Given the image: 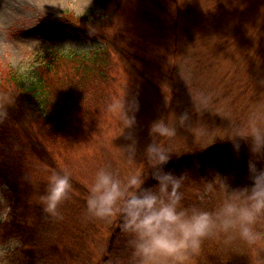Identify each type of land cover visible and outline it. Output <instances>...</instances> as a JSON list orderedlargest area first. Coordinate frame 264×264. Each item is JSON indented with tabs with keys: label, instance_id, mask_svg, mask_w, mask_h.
<instances>
[{
	"label": "rangeland",
	"instance_id": "rangeland-1",
	"mask_svg": "<svg viewBox=\"0 0 264 264\" xmlns=\"http://www.w3.org/2000/svg\"><path fill=\"white\" fill-rule=\"evenodd\" d=\"M105 2L112 10L108 17L103 4L98 0H0V75L1 72L16 71L21 74L14 66V58L19 54H31L28 44L35 40L40 41L37 51L42 50L44 58L40 69L35 70L38 76L40 70L45 69V62L50 57L88 55L102 48L101 42L104 37L113 41L114 47L109 46L112 52L108 60L111 79L101 86L107 97L109 90L108 100L106 102L102 98L98 101L93 100L100 103L99 114H96L98 118L88 124L79 125L80 130L77 131L76 136L72 137V135L70 140L66 134L56 132V140L64 139L67 143L65 147L61 146V142L59 144L47 142V148L54 151L53 155L56 157L59 169L69 168L75 179L74 186H77L79 182L87 188L93 173L100 166L110 164L119 169L123 175H131L142 169V164L139 162L143 159L145 147L152 141L150 135L152 122L162 116L173 115L167 113L172 101L173 86L177 87L175 91L177 105L170 113L175 112V116L181 109H187L188 101L186 100L191 95L201 91L194 86L196 80H191L195 78L193 72H191V78L187 80L185 73L187 67L201 62L208 68H214L206 72L202 78H209V86H214L216 93L222 91L224 86L220 82L224 81L225 77L233 79L242 77L246 63L243 64L239 57L248 50H254L252 48L254 36L261 34L262 37L264 34L262 27L264 0H105ZM64 14L69 15L70 18H68L72 20L57 22ZM78 18L82 21H78ZM83 18H85L84 21ZM80 22H83L82 26L87 29H97L95 32L100 36L96 39L84 36L77 28ZM113 25H116V31L114 32L113 29L107 31ZM226 36H229L228 39L232 38L236 46L233 45L232 51L228 50L226 55H222L224 59L214 57L217 52L213 48L217 49L223 39L227 41ZM240 42H243L242 45ZM67 44H72L76 49L64 50ZM116 48L123 51L125 57L118 54ZM209 63L212 65L209 66ZM231 65L232 67L228 68ZM135 67L156 83L163 92L160 94L149 86ZM227 68L230 69L228 77L224 75V70ZM176 73L179 77L186 78L185 84L179 86V82L172 79L175 78L172 75ZM220 78L224 79L220 80ZM24 81L26 84H32L37 80ZM106 87L109 89L107 90ZM127 87L129 98H137L140 106L136 112V124L121 134L119 117L108 109V103L113 98L122 97ZM210 89L206 88L205 91L209 92ZM237 91L235 90L232 95L239 94ZM185 92L188 93L189 96H186L188 98H181ZM249 94L250 91L244 95L247 100L241 103V106L246 102L247 105L251 103ZM228 116L235 118L238 114L232 110ZM245 119L247 117L243 114L241 120ZM129 135H133L138 141L137 162H129L122 152L121 147L130 143ZM189 137L187 133L186 142ZM183 138L181 135L175 138L176 150L180 151L182 144L179 142L184 140ZM181 154L173 153L169 162L182 160ZM49 160L50 158L47 159V163H44L27 154L26 159L18 160L13 165L15 167L13 170L20 172L24 177L20 190L25 192L28 184L33 185V190L28 191V195L25 194L21 198L29 199V208L16 210L19 216L21 212H25L28 216L26 219L31 225L35 221L37 223L38 214L44 212L39 196L46 189L47 175L56 170L48 165ZM257 163L259 167H264V161L258 160ZM239 165L237 164L233 169L230 165L217 163L214 171H211L208 174L209 177L205 179L214 178L219 174L232 187H239L236 181L238 175L243 179L242 181L246 176L248 178L251 176L249 173L246 175L243 161ZM191 176L199 179L194 175ZM151 178L155 177L150 176L149 179ZM40 188H43L42 192ZM0 189L4 191L5 186L1 185ZM76 192L79 195L82 193L79 188ZM85 195L86 193L82 197L86 198ZM40 209L42 212H39ZM62 211L68 215L67 210ZM72 218L78 219L79 216L74 215ZM67 220L70 223L73 219L68 215ZM99 223L107 222L99 220ZM67 226L63 223L58 230L60 240L74 239V233L72 234ZM116 227L115 222L109 223L106 230L95 232L92 237L88 236L87 240H119L120 237L112 236ZM29 232H24V235L29 237ZM24 235L21 236L22 239ZM54 236L56 237L57 234L54 233ZM215 239L230 240L224 235ZM123 240H126V237ZM93 246L96 254L94 257L101 260L100 255L104 256L106 247L104 249L100 241H95ZM15 253L16 251L11 255L12 264H20ZM130 256L131 250L126 243L119 252H113L107 262L99 264H129Z\"/></svg>",
	"mask_w": 264,
	"mask_h": 264
},
{
	"label": "trees",
	"instance_id": "trees-1",
	"mask_svg": "<svg viewBox=\"0 0 264 264\" xmlns=\"http://www.w3.org/2000/svg\"><path fill=\"white\" fill-rule=\"evenodd\" d=\"M98 1L103 4L108 17L112 11L108 3L105 0ZM68 17L69 15L64 14L57 22L72 20ZM79 20L82 21L78 18ZM82 25L83 22H80L77 28L87 38L96 39L100 36L92 29H87ZM262 27L264 28V25ZM226 37L227 41L223 39L218 44L217 49L213 48L217 52L214 57L224 59L222 55H226L228 50L232 51L233 45L236 46L232 38ZM252 39L254 40L252 45L254 50H248L239 57L243 64L246 63L241 74L242 77L246 76V78L225 77V80L220 82L224 86L222 91L216 93L214 86H209V78H202L206 72L212 71L214 68H208L203 63L196 62L195 66H189L185 70L187 80L191 78V72L195 74V78H191V80L197 81L194 83L195 88H200V90L211 88L210 93L213 88V93H211L213 99L209 108L200 110L196 106L193 95L188 98L186 97L189 96L188 93L182 94L181 98H188L186 100L188 101L187 109H181L176 117L179 118L185 113H188L189 117L184 124L179 122L177 124L178 135L184 137V140L179 142L182 144L180 147L182 160L168 162L164 165L166 170H172L178 174L187 171L190 175L200 179L208 178V174L214 171L217 163L222 162L234 169L237 164L240 166L239 164L243 161L246 167V175L250 174L249 162L253 159L250 139L237 137L236 141H233L231 138H222L217 135H227L226 128L231 126V120L228 116L230 111L235 110L238 116L233 119L239 121L243 114L248 117L258 102L264 100V34L262 37L260 34ZM102 41V48L88 55L50 57L45 62V69L40 70L39 78L32 84H26L22 75L17 71L13 73L1 72L0 106L8 108L9 117L0 124V186H5L4 192L12 203L13 219L1 226L0 237L7 240L13 235L21 237L24 232L30 231V236L24 235L23 245L15 253L20 264H99L107 262L113 252H119L126 245V240H123L125 236L119 232L117 227L112 232V236L120 237L119 240H87L88 236L91 235L92 237L95 232L106 230L109 223H99L98 219L86 216V198L82 196L87 194L88 188L79 182L74 188L76 190L79 188L82 193L66 201L61 209L67 210L69 217L73 219L70 223L67 220L68 215L62 211V219H53L43 212L38 214L37 223L35 221L31 225L26 219L28 216L25 212H21L19 216L16 211L29 208V199L25 197L23 200L21 198L25 194L28 195V191L33 190V185L28 184L25 192L20 190L24 177L20 172L13 170L15 168L13 165L18 160L23 161L27 158V154H30L36 160L44 163H47V159L50 158L51 161L49 160L48 165L54 170H60L56 157L53 155L54 151L47 148V142L51 144L61 142V146L65 147L67 143L64 139L56 140V132L66 134L70 140L77 135V131L80 130L79 125L88 124L98 118L96 114H99L100 103L97 101L100 98L104 102L108 100L109 88L106 87L108 90L107 97L101 86L111 79L108 60L112 49L109 46L114 47V44L112 40L105 37ZM242 43L240 42V45ZM116 52L125 57V53L118 48H116ZM211 63L213 64L214 61ZM211 63L209 66L212 65ZM231 67L232 65L228 68ZM227 69L224 70V75L228 77L230 69ZM135 70L145 78L149 86L156 89L160 94L163 92L156 83L147 78L136 67ZM172 76L175 77L172 78L175 82H179V86L185 84L186 78L179 77L177 73ZM223 79L220 78V80ZM176 90L177 87L173 86L172 101L167 110L169 114L175 113H170V111L175 109V105H177ZM235 90H238L239 94L232 95ZM249 91L251 103L247 105L246 102L241 106L240 104L247 100L244 95ZM198 94L196 92L194 95ZM111 96L112 93L110 92ZM93 100L97 101L93 102ZM249 110L251 111L249 112ZM69 131L75 132L70 133ZM187 133L190 137L186 142ZM215 137V142L211 143ZM237 143L239 148L236 146ZM238 177L236 181L239 186L252 183L250 176L249 178L246 176L244 181ZM73 180L75 179L73 178ZM156 183L158 181L151 178L146 181L145 186ZM39 212L42 210L40 209ZM74 215L79 216V220L72 218ZM63 223L68 225L67 228L72 234L74 233L73 240H60L58 230L63 226ZM109 227L112 228V226ZM54 233L57 234L56 237ZM95 241H100L104 245V249L106 247L104 256L100 255L101 260L95 258L93 246ZM198 264H264V242L258 246L257 250V247L250 248L238 238L230 240L209 238L204 242Z\"/></svg>",
	"mask_w": 264,
	"mask_h": 264
},
{
	"label": "clouds",
	"instance_id": "clouds-1",
	"mask_svg": "<svg viewBox=\"0 0 264 264\" xmlns=\"http://www.w3.org/2000/svg\"><path fill=\"white\" fill-rule=\"evenodd\" d=\"M109 29L115 32L116 25ZM39 43L35 40L28 44L31 54L14 58V66L24 80L34 82L39 78L35 70L40 69L44 60L43 51H37ZM72 48L75 47L67 44L63 49ZM193 96L200 110L212 103V94L205 90ZM139 106L137 98H129L128 87L122 97L109 101L108 109L119 117L121 134L136 124ZM8 117V108L0 106V124ZM188 118V113L179 118L173 114L152 122V141L144 149L140 171L123 175L106 164L95 170L88 184L86 216L116 223L131 250L129 264H198L205 240L221 235L238 238L257 250L264 242V167L257 163L264 161V100L258 102L245 120L229 116L231 126L226 128L227 135H217L233 141L237 137L250 139L252 183L244 186L232 187L219 174L213 179H196L188 172L178 175L165 169L172 154L180 152L174 145L179 134L177 124H184ZM129 140L121 147L123 155L129 162H137L138 141L133 135H129ZM236 146L239 148L238 143ZM150 176L158 183L145 186ZM46 181V189L39 196L40 204L49 217L62 219V205L78 195L73 173L69 168L51 171ZM12 214V203L0 189V226L11 221ZM22 245L19 236L7 240L0 237V264H12V253Z\"/></svg>",
	"mask_w": 264,
	"mask_h": 264
},
{
	"label": "bare ground",
	"instance_id": "bare-ground-1",
	"mask_svg": "<svg viewBox=\"0 0 264 264\" xmlns=\"http://www.w3.org/2000/svg\"><path fill=\"white\" fill-rule=\"evenodd\" d=\"M6 223H7V222H5L4 224H6ZM4 224H3V225H4ZM3 225H2V226H3ZM0 227H1V226H0Z\"/></svg>",
	"mask_w": 264,
	"mask_h": 264
}]
</instances>
